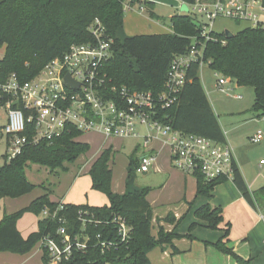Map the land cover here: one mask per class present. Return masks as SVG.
Returning a JSON list of instances; mask_svg holds the SVG:
<instances>
[{"label":"trees","instance_id":"trees-1","mask_svg":"<svg viewBox=\"0 0 264 264\" xmlns=\"http://www.w3.org/2000/svg\"><path fill=\"white\" fill-rule=\"evenodd\" d=\"M192 3L194 0H183ZM150 5L148 0H131V4ZM264 3V0H263ZM125 0H0V47L4 48L0 58V82L9 74L15 73L20 81L33 78L51 59L62 56L71 45L92 40L88 26L98 18L106 32L113 39L111 55L102 63L101 72L107 77V87L125 86L132 91H150L153 95L164 89L167 70L172 58L184 53L191 45L192 39H201V26L188 14L172 16L170 23L173 31L169 33L135 34L119 38V28L123 24ZM153 16V13H151ZM211 39L205 42L203 59L213 70L229 77L238 86H250L254 90V102L251 111L255 116L264 118V30L247 26L226 38L224 32L210 31ZM110 98L117 97L108 92ZM0 100V105H1ZM156 116L173 128L191 132L217 142H225L224 132L213 111L203 84L199 77V64L192 62L187 69L186 81L178 93L177 101L169 107H158ZM32 134V123L27 124ZM82 132L75 128H66L62 134L52 140L42 139L31 144L0 164V206L5 197L16 198L34 188L26 177L25 169L29 163L46 166L53 171L64 169V162H74L81 154L88 151L89 145L77 140ZM111 149L101 151L89 169L91 187L104 193L108 205L91 206L88 204L65 203L60 212L67 218L70 228L80 226L78 212L87 211L96 221H102L112 230L111 219L120 215L132 227L131 239L119 244L116 250L103 254L99 249L88 251L78 261L60 264H91L98 260L119 264H147L146 253L155 248L167 246L173 252L178 250L173 240L181 237L192 238L189 234H178L165 231L159 226L156 236L150 233L152 207L146 199L149 187L128 189L123 194L111 190L112 171L109 168ZM126 186L132 178L133 168L138 166L137 158L128 157ZM196 178V194L210 200L217 184L227 181L218 178L206 181L199 174ZM232 183L247 203L255 208L256 204L264 205V184L251 190L246 184L238 164L234 166ZM43 187V186H41ZM44 188V187H43ZM58 203L51 202L48 193L33 199L28 206L9 214L0 220V251H11L19 254L29 252L39 240L48 233H55L56 221L40 218L38 230L21 236L16 222L25 212L41 213L44 207L54 209ZM197 221L189 225V231L200 225L209 229H219L223 221L222 209L209 202L199 206L193 212ZM167 223H178L173 214L163 219ZM88 231L96 234L103 229L102 224L88 226ZM230 223L225 222L223 235L215 242H204L218 251L230 255L239 264H252L251 259L237 255L229 246ZM48 263V255L43 250L42 263Z\"/></svg>","mask_w":264,"mask_h":264},{"label":"built area","instance_id":"built-area-1","mask_svg":"<svg viewBox=\"0 0 264 264\" xmlns=\"http://www.w3.org/2000/svg\"><path fill=\"white\" fill-rule=\"evenodd\" d=\"M177 1L179 5H187V12H182L192 16L201 26V39L194 37L186 52L172 58L164 89L156 96L150 91H132L125 86L107 87V77L101 72V66L111 55L113 39L98 18L88 26L91 41L71 45L68 51L48 61L29 80L20 81L15 73H11L4 82H0L1 106L6 109V120L1 127L5 136L6 159L15 157L24 147L42 139L52 140L66 128H75L82 134L94 131L105 137L127 138L137 136V125H142L148 130V135L142 142L145 154L136 172L146 173L153 166L155 156L149 152L148 142L151 133H155L168 144L171 161L177 169L192 176L199 174L206 181L218 178L232 181L237 162L233 149L226 142L173 128L156 116V109L169 107L177 101L192 62H197L199 67L208 63L203 59V51L205 42L211 39L209 33L216 18L244 21L250 27L264 30V3L263 0ZM139 4L142 9L143 4ZM132 6L131 0H125V9ZM66 75L78 86L67 84ZM214 75L217 87L223 90L226 76L217 71ZM108 92L116 93L117 97H108ZM234 97L241 98V95ZM28 123L33 125L32 134L28 133ZM261 139V130L250 137L255 143ZM64 204L59 202L54 209L44 207L41 211V218L58 224L55 233L44 235L38 242L47 253L49 264L78 261L80 256L93 249H99L103 254L130 241L132 227L120 215L112 217L114 228L111 230L109 223L96 221L87 211L80 210L77 215L79 228H70L67 218L60 215ZM254 209L264 223V205L256 204ZM92 224L104 227L92 234L88 231ZM94 261L91 264H119Z\"/></svg>","mask_w":264,"mask_h":264},{"label":"crops","instance_id":"crops-1","mask_svg":"<svg viewBox=\"0 0 264 264\" xmlns=\"http://www.w3.org/2000/svg\"><path fill=\"white\" fill-rule=\"evenodd\" d=\"M169 32L172 31L166 30L149 33ZM135 34H145V32H136ZM136 130L138 135L135 137L118 138L104 136L95 148L92 147L88 141L84 140L83 134H81L77 140L87 143L89 145V151L92 147L95 153L91 154L89 158L83 154L74 162H64V169L56 168L50 171L46 166L29 163L25 169V174L27 179L35 185V187L28 192H33L29 203L46 192L39 184L42 182H49L48 198L51 202L88 204L91 206L108 205L109 200L107 196L91 187V178L88 174L89 169L101 151L110 148L109 168L112 171L113 167L111 162L113 163L114 153L118 149L124 148L126 141L131 142L130 150L126 154L127 162L128 157L133 154L139 163L141 157L145 154V148L141 145L144 137L148 135V130L142 125H137ZM151 135V139L148 142V149L149 152L155 156V160L148 172H152L153 176H158L159 181H157V184L161 187L157 191H152V189L149 188V192L146 196L147 201L152 207V224L156 226L159 220V226H162L165 231H174L182 235L189 234L192 238L181 237L174 239L173 245L178 250L177 252H173L170 246L164 249L155 247L149 250L146 253L148 258L147 264H239L230 255L218 251L209 244H204V242H215L223 235L222 229L225 226V222L230 223L228 245L232 247L233 251L244 259L250 258L252 264H264V223L259 218L255 209L243 198L232 181H225L217 184L213 189L212 198L210 200H207L203 195H197L196 178L174 167V165H172L173 163L171 161L168 144L155 133H151ZM85 167H87V172L83 173V175L86 174L85 176L87 178L86 191L73 192L74 188L79 185L78 182L82 178V171ZM72 173H74V175H72ZM67 175H71L72 178L71 180L69 178V181L66 182L65 178ZM62 184L65 185L62 186ZM65 187L66 189L63 190ZM248 187L251 190H256L252 189L250 185H248ZM127 189L125 179L124 185L118 188L111 183V190L114 193L123 194ZM169 189L174 190L170 195L165 192V190ZM92 194H100L104 196V200L95 201ZM8 199L11 198L5 197L2 202ZM206 202H209L213 206H219L222 209L223 221L219 224V229L206 228L202 225L203 223L200 222V225L189 231V225L197 221L193 215L194 210ZM170 213L174 215L176 220L180 218L181 220L178 223L164 222L162 219ZM4 214L9 213L4 212ZM152 234L156 235V232L154 231ZM21 236L24 238L26 237L23 234H21Z\"/></svg>","mask_w":264,"mask_h":264},{"label":"rangeland","instance_id":"rangeland-1","mask_svg":"<svg viewBox=\"0 0 264 264\" xmlns=\"http://www.w3.org/2000/svg\"><path fill=\"white\" fill-rule=\"evenodd\" d=\"M124 10L123 24L119 28L117 34L119 38L130 36L136 32L149 33L166 30L173 31L170 18L172 16L185 15L179 7H174L161 2H153L150 5L143 4L142 9L139 3H135L130 9L124 8ZM150 12L153 13V16H151ZM247 26L248 24L244 21H233L231 19L221 17L216 18L213 21L211 29L217 33H222L225 30L236 33ZM3 52L4 49L0 47V58L3 56ZM199 77L212 105L213 111L215 112L219 124L224 132L226 139L225 142L233 149V155L240 167V170L242 171L244 180L252 187V189H258L264 184V118L255 116V114L251 111V107L254 102L253 88L250 86H238L233 80L226 77V84L223 85V90H220L216 85V76L214 75V71L208 66L207 62L200 65ZM235 95H241V98H235ZM5 116L6 109L0 106V128L5 122ZM259 130L262 131V139L260 142L255 143L250 140V137ZM103 137L104 135L101 132L92 131L83 133V139L88 141L94 148L98 142L103 139ZM92 147L90 151L88 149V151L84 153V155L88 158L91 157V154L95 153V150H93ZM130 147L131 142L126 141L124 145L125 150L124 148L118 149L114 153L113 163L111 162L113 167L111 183L117 188L124 185V179L127 180L129 166L126 154L129 152ZM5 152V136L1 132L0 164L4 162ZM260 160H263V164H260ZM86 168L87 167H85L82 171V178L79 180V185L74 188L73 192H82L85 190L87 186V178L85 176L86 174L83 175V173L87 172ZM132 168L133 173L128 189L146 186L152 189V191H157L161 188L157 184V181H159L158 176H153L152 172H147L146 174L138 173L136 172V168ZM72 175H74V173H72ZM69 178L71 180V175H67L65 181H69ZM48 183L49 182H42L39 184V186L44 187L47 193H49ZM64 185L65 184H62V186ZM65 189L66 187L63 190ZM173 191L174 190L170 189L165 190L168 195H170ZM99 193L102 192L99 191ZM32 195L33 192L1 202L0 220L4 215V212L13 213L28 206ZM92 196L95 201L104 200V196L100 194H92ZM41 217V213L35 214L32 212H25L16 222L17 229L25 236L29 232L37 231L38 220ZM158 221L156 226L151 223V234L154 231L157 234L159 228ZM42 256L43 250L37 243L29 252L24 254L11 251H0V264H41Z\"/></svg>","mask_w":264,"mask_h":264},{"label":"water","instance_id":"water-1","mask_svg":"<svg viewBox=\"0 0 264 264\" xmlns=\"http://www.w3.org/2000/svg\"><path fill=\"white\" fill-rule=\"evenodd\" d=\"M148 1H151V2H161V3H165V4H168V5L174 6V7H179L180 10L181 11H184V12H187V10H188L187 5L185 3H181L179 5L177 0H148ZM224 34H225V37L226 38H230V37L233 36L234 33H232L229 30H225L224 31ZM65 81H66L67 84H69L72 87H77L78 86V83L73 82L71 80V78H70L69 75H66L65 76Z\"/></svg>","mask_w":264,"mask_h":264}]
</instances>
